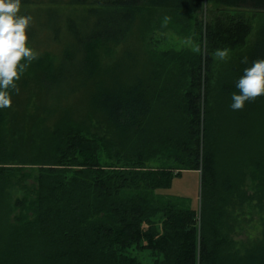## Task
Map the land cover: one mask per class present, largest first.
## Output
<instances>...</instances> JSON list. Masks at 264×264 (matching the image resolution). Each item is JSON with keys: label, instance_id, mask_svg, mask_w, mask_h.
Returning <instances> with one entry per match:
<instances>
[{"label": "trees", "instance_id": "obj_1", "mask_svg": "<svg viewBox=\"0 0 264 264\" xmlns=\"http://www.w3.org/2000/svg\"><path fill=\"white\" fill-rule=\"evenodd\" d=\"M22 5L40 55L0 108V264H264V218L244 246L231 222L264 202V95L230 107L264 58V0ZM167 30L196 48L148 45ZM192 169L197 208L160 191Z\"/></svg>", "mask_w": 264, "mask_h": 264}, {"label": "clouds", "instance_id": "obj_2", "mask_svg": "<svg viewBox=\"0 0 264 264\" xmlns=\"http://www.w3.org/2000/svg\"><path fill=\"white\" fill-rule=\"evenodd\" d=\"M22 0H0V108L13 104L12 90L19 91L16 81L28 64L37 59L40 53L30 44L29 28L32 17L20 14ZM170 17H165L166 25ZM199 51V49H194ZM227 48L217 49L215 57L224 60L228 57ZM247 63V57L243 60ZM233 92L232 109H241L246 101L264 95V58L254 60L244 69Z\"/></svg>", "mask_w": 264, "mask_h": 264}, {"label": "rangeland", "instance_id": "obj_3", "mask_svg": "<svg viewBox=\"0 0 264 264\" xmlns=\"http://www.w3.org/2000/svg\"><path fill=\"white\" fill-rule=\"evenodd\" d=\"M209 0H204V11L208 10ZM34 6L31 7L30 16L32 17L31 23L34 27L39 28L36 21V13ZM27 8L21 5L20 14H26ZM248 15L252 16L255 11H247ZM258 16V15H257ZM256 16V17H257ZM205 19V15H204ZM260 26L259 19L255 21L254 34L257 32ZM148 45L150 47H157L158 49H189L196 48V42L191 37L181 36L178 33L167 30V31H156L149 37ZM230 57V54L226 59ZM104 59L108 57L105 55ZM217 60H221L216 57ZM224 59V60H226ZM31 109H34V105ZM160 162H153L154 165H159ZM200 187H201V174L200 170H184L180 175H177L173 179V183L170 187L160 189L164 193L171 195H178L185 197L186 201L197 208L200 204ZM263 218H264V202L258 203L256 200L244 206V209L235 208L233 210V218L231 219L233 226V237L240 242L241 246L244 243H251L262 236L263 230ZM134 255H137L140 259L150 263L152 260L149 253L140 251L138 249H132Z\"/></svg>", "mask_w": 264, "mask_h": 264}]
</instances>
